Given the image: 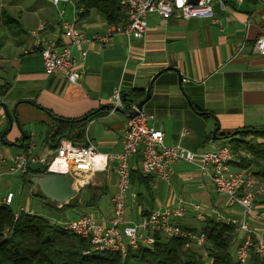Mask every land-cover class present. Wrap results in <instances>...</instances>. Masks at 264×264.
Returning <instances> with one entry per match:
<instances>
[{
  "label": "crops",
  "instance_id": "0c3cea01",
  "mask_svg": "<svg viewBox=\"0 0 264 264\" xmlns=\"http://www.w3.org/2000/svg\"><path fill=\"white\" fill-rule=\"evenodd\" d=\"M224 2L226 11L217 6L213 19L165 20L150 15L144 39L131 41L117 35L108 43L95 40L97 36H105L110 28L98 12L81 19L79 8L73 4L55 7L50 0L2 2L0 17L6 12L17 23L7 28L0 20V28L7 32L5 42L0 40V85H9L0 102L10 112L18 105L16 115L20 127L15 123L6 134V142H2L9 121L0 108V142L6 147L0 148V153L6 156L22 153L19 149L22 143H18L23 133H27L31 138L30 152L40 157L50 156L55 150L46 142L53 125L51 115L72 119L90 112L100 114L88 126V140L102 154L122 152L128 117L125 112L111 114L109 99L119 86L124 97L133 90L147 93L158 73L161 74L154 83L152 97L143 111L154 116L150 125L163 131L168 146L182 145L202 153L228 143L224 136L245 127L264 129V56L253 52L255 42L264 35V0H247L240 5L235 0ZM61 10H64L63 20L76 21L92 41L72 47L73 58L85 71L80 86L70 84L61 74L47 75L38 51L25 54L32 48L30 32L40 24L45 25L44 40L54 41L58 46L69 43L61 31ZM83 51L87 52L85 59ZM171 69L181 72L183 88L191 104ZM217 128L218 139L214 140ZM37 137L40 143H36ZM257 141L264 144V139ZM140 161V156L135 158L133 170H140ZM258 163L259 168L264 167V161ZM9 166L10 163L0 164V180L7 189L13 177L8 174ZM89 178V185L104 187L110 196L111 209L99 210L97 217L107 219L113 211L111 199L116 191L115 165L92 173ZM9 193L12 192L4 194L0 188L1 198ZM139 193L142 196L138 197ZM179 199L206 209L217 208L225 217L240 215V209L228 207L226 198L197 167L179 163L175 165L170 186L157 182L156 178L148 194L139 186H131L126 221L137 223L144 214L164 204L175 207ZM195 215L189 208L186 217L177 223L185 229L198 230ZM252 224L259 228L258 223ZM258 228L255 229L261 232Z\"/></svg>",
  "mask_w": 264,
  "mask_h": 264
},
{
  "label": "built area",
  "instance_id": "2783aa9c",
  "mask_svg": "<svg viewBox=\"0 0 264 264\" xmlns=\"http://www.w3.org/2000/svg\"><path fill=\"white\" fill-rule=\"evenodd\" d=\"M50 1L55 7L60 4L74 5L73 0ZM235 1L240 5L247 0ZM122 4L126 13L125 24L110 26L105 36L96 37L95 40L99 43H108L111 37L117 35L126 36L131 41L144 39L150 15H158L165 20L174 17L184 20L213 19L217 6L226 11L224 0H198L197 4H193L191 0H122ZM82 12L83 8H79V13ZM63 15L64 10H61V31L69 43L58 46L54 41L44 40L42 33L45 25L40 24L30 32L32 48L25 51V54L32 50L38 51L47 75L61 74L70 84L80 86L85 71L73 58L72 47H80L92 41L82 32L76 21H65ZM253 52L264 56V35L255 42ZM86 55L87 52L83 51L82 58L85 59ZM109 104L111 114L125 112L128 117L122 152L102 154L88 138L87 146H76L64 140L53 154L47 157H40L32 152L9 156L0 153V164L10 163L8 174L14 177L25 174L35 165L47 167L49 174L70 177L79 191L90 184L89 175L104 170L111 164L115 165L117 183L111 199L113 211L110 217L99 219L94 214L87 213L64 222L56 221L65 229L90 240L95 251L117 253L124 259L129 252L139 248H152L155 245V233L187 239L186 248L205 249V234L199 229L198 233H194L177 223L186 217L188 209L191 208L200 224L212 220L235 226L238 240L236 258L240 264H249L252 253L264 264V236L249 222L250 218H254L264 223V206L257 209L258 202L264 201V181L234 169L230 162L234 161L237 154L233 153L231 145L226 143L202 153L192 152L182 145L168 146L163 131L150 125L154 120L153 115L141 111L136 117L129 116V113L138 109L136 105H125L121 86L114 91ZM139 156L140 171L145 175L154 176L157 182L168 186L175 174V165L184 163L197 167L200 173L210 180L216 191L226 198L228 207L240 209L239 217H225L217 208L206 209L179 199L175 207L164 204L137 223L126 221L125 210L131 188L133 161ZM14 197L13 193H9L5 198L0 197V204L11 206ZM22 211L33 214V211L22 209L20 212ZM20 212L16 213V218ZM204 257L208 259L206 252Z\"/></svg>",
  "mask_w": 264,
  "mask_h": 264
},
{
  "label": "trees",
  "instance_id": "16d2710c",
  "mask_svg": "<svg viewBox=\"0 0 264 264\" xmlns=\"http://www.w3.org/2000/svg\"><path fill=\"white\" fill-rule=\"evenodd\" d=\"M73 2L77 8H83L81 19H85L95 11L106 19L109 26H119L126 22L122 0H73ZM0 20L7 28L17 23L6 12L2 13ZM8 89L9 85H0V96L6 94ZM145 97L146 93L133 90L128 97H124V103L127 107H131ZM193 109L198 111L194 106ZM99 114L100 112H90L80 118L72 119L52 114L53 125L46 138L47 144L50 147L54 144L59 146L62 141L67 140L76 146H87L88 126ZM24 134L25 137L18 143H22L19 149L23 151L22 153H29L31 138L27 133ZM223 139L228 141L233 153L237 154L230 164L264 181V167H258V162L264 161V144L257 141V139H264V129L245 127L234 134L224 136ZM1 141L6 142V135ZM253 167L258 169L251 171ZM48 174L47 167L32 166L20 176L21 184L23 187L32 189L34 177H44ZM154 178L152 175L143 174L138 169L132 170L131 186H139L148 194ZM142 194L139 193L138 197ZM106 195L104 187L88 185L68 206L72 209L96 208ZM35 196L48 202L58 211L62 209L51 203L40 192ZM12 205L0 204V264H240L236 254L232 253L237 239L236 228L225 222L208 220L199 229L206 236L204 247L209 262L204 259V255L193 251L191 247L186 248L187 239L167 237L162 233H155V245L152 248H139L129 252L123 259L117 253L95 251L90 240L82 238L57 223L64 221L52 222L45 216L25 211L20 212L16 218L17 212L12 210ZM260 205L264 206V201H261ZM150 213L147 212L144 217H148ZM191 231L198 233L196 229ZM249 264H263V262L252 253Z\"/></svg>",
  "mask_w": 264,
  "mask_h": 264
},
{
  "label": "rangeland",
  "instance_id": "374dc122",
  "mask_svg": "<svg viewBox=\"0 0 264 264\" xmlns=\"http://www.w3.org/2000/svg\"><path fill=\"white\" fill-rule=\"evenodd\" d=\"M2 2H7V0H0V4ZM0 11H1V8H0ZM6 36H7L6 30L1 27L0 28V40L4 41L3 39ZM34 126H35L34 130L38 131L37 130V125H34ZM26 131L28 133H30L29 127H26ZM40 141H41V139L39 137H37L36 138V143H40ZM0 148L6 149V147H4L1 144V142H0ZM241 171H244V170H241ZM251 171H253V170H251ZM1 181L2 180H0V183H1ZM5 186H7V185L3 184V182H2L0 188H2V192L4 194H7L8 191H11L16 196L14 204L12 205V210L14 212H20L22 209L23 210L25 209V210L33 211V214H38V215L45 216L48 219H50L52 222L56 221V220L66 221V220L75 219V218H78L79 216H81V214L83 215L84 213H92L96 217H99V213H100L99 210L104 211L106 209V207H107L108 210L111 209V205L109 203V200H110L109 194L106 195L102 199L100 205L98 207H96V208L72 209L71 207L66 205V206H62V209L60 211H58L55 208L51 207V205H49L48 202H45L41 198L35 196V195H37L39 193L35 188L29 189L27 187H22L21 179H20L19 176L11 177V181H10V184L8 185V189ZM260 203H261V201L258 202L257 205L259 206ZM98 208H100V209H98ZM250 219H251V221H254L255 223H258L259 224V228L252 224L254 222H250L249 221L250 225L253 228H256V229L258 228L259 230H262L260 233H262V235L264 236V223L259 221V220L254 219V218L253 219L250 218ZM195 224H196V228H199V229L201 228L202 224H200L199 222H196ZM237 241L238 240L236 239V242H235L236 244L232 248V253L234 255L236 254ZM191 248H192L193 251H195V252L197 251L199 254L205 255V252H206L205 249H199V248H196V247H191ZM204 259L206 260V258H204Z\"/></svg>",
  "mask_w": 264,
  "mask_h": 264
},
{
  "label": "water",
  "instance_id": "95a60500",
  "mask_svg": "<svg viewBox=\"0 0 264 264\" xmlns=\"http://www.w3.org/2000/svg\"><path fill=\"white\" fill-rule=\"evenodd\" d=\"M193 4H197L198 0H191ZM173 72L176 73L178 76V84L179 87L183 93V95L186 97L188 102L191 104L188 96L186 95L184 88H183V76L181 72L178 69H171ZM161 73H158L151 81L147 88L146 97L139 101L136 106L138 111H134L129 113L130 117H136L141 111H143V108L146 103H148L152 97L153 94V86L156 81V79L159 77ZM126 98V96H125ZM16 105L12 112L9 111L6 104L0 102V108L4 111L6 118L9 121V127L5 131V133L2 135L3 137L10 132L13 125L16 123L18 127H20L18 117L16 115L17 110ZM218 128L213 134V139L217 140ZM55 133V132H54ZM53 133V134H54ZM25 137V134L23 133V138ZM21 146V145H20ZM58 145L54 144L52 145V148L57 149ZM32 183L34 185V188L40 192L46 199H48L51 203H54L58 206V208H62V206L69 205L74 199L77 198L79 195V190L74 186L73 181L70 177L64 176V175H58V174H48L44 177H34L32 179Z\"/></svg>",
  "mask_w": 264,
  "mask_h": 264
}]
</instances>
